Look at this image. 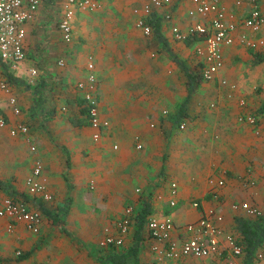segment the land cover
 Masks as SVG:
<instances>
[{"label":"crops","instance_id":"crops-1","mask_svg":"<svg viewBox=\"0 0 264 264\" xmlns=\"http://www.w3.org/2000/svg\"><path fill=\"white\" fill-rule=\"evenodd\" d=\"M145 1L98 0L95 10H75L69 42L58 28L64 0H40L33 20L26 22V59L18 68L8 69L16 80L30 84L27 88L10 83L19 115L0 92V115L7 122L0 128V179L11 184V194L0 189V199H20L40 212L45 207L59 220L42 211L40 229L33 233L22 222L9 230V219L0 217V264H101L100 253L108 248L102 249L98 242L107 233L117 234L116 224L127 207L133 208L131 226L118 250L136 245L138 264H159L152 251L154 240L148 236L150 215H167L182 225L215 206L223 216L224 246L225 235L237 233L234 218L253 217L234 210L232 204L247 202L264 211V112L259 111L264 104V47L253 51L236 37L232 45L222 47L224 64L216 78L203 80L189 94L177 60L197 69V43L175 40L171 28L185 30L197 20L187 15L192 2L177 0L155 10L164 47L153 29L146 35L136 25L133 8ZM220 2L238 20L255 4L264 11V0ZM168 14L170 19L165 18ZM241 32L264 36V30L252 34L244 27L236 36ZM58 60L64 65L59 66ZM90 60L92 70L87 67ZM32 68L35 75L30 74ZM90 72L97 79L100 117L109 121L96 141L89 124L79 127L71 122L80 117V103L83 108L76 83L85 81ZM0 76L7 80L1 66ZM220 79L228 84L222 85ZM240 98L256 115L262 135L239 121ZM182 106L186 115L176 124L172 117ZM18 122L30 127L28 138L9 134ZM32 145L34 152L29 149ZM37 160L52 194L49 201L29 194L25 187ZM209 178L222 179L223 185L212 188ZM171 183L176 184L175 195ZM144 202L150 211L137 231L135 216ZM63 207H67L64 213ZM261 251L252 262L243 252L239 264H264L263 251L258 257ZM133 260L129 255L128 264ZM222 260L211 255L164 259L161 264Z\"/></svg>","mask_w":264,"mask_h":264},{"label":"built area","instance_id":"built-area-1","mask_svg":"<svg viewBox=\"0 0 264 264\" xmlns=\"http://www.w3.org/2000/svg\"><path fill=\"white\" fill-rule=\"evenodd\" d=\"M177 0H146L141 7L133 8L138 14L136 25L144 34L152 32V26L146 21L155 10L172 5ZM192 7L188 9L190 18H197L194 23L188 25L185 30L178 26L171 28L175 40L185 41L189 38L200 37L196 40L195 55L197 57L198 70L205 81H213L224 64L222 47L230 46L238 37L239 42L246 48L257 51L264 47V36L251 37L248 32H236L240 27L247 28L250 33L258 34L264 30V11L255 4L247 16L238 20L234 13L227 12L220 0H191ZM40 0H0V59L6 62L11 69H16L26 59L24 42L26 37L25 24L33 20ZM98 0H64L62 16L58 22V28L65 42L72 37V21L75 10L92 11L99 8ZM170 19V15H166ZM58 65L63 66V60H58ZM89 70L93 68L90 60L87 65ZM37 70L30 69V74L35 75ZM97 79L90 72L85 81L76 83V88L81 93L83 107L86 110V118L89 126L93 129L92 138L98 140L102 132L109 127V121L100 117L98 100L95 95ZM222 85L228 84L225 79H220ZM0 92L8 96V103L13 113L19 115L21 109L12 94V85L0 76ZM242 109L239 113V121L252 127L255 135H262L258 126L257 117L246 107L244 98L238 100ZM65 110L64 107L61 108ZM7 125L6 119L0 115V128ZM183 127V126H182ZM11 136L24 135L28 138L29 128L26 124L18 122L9 128ZM264 138V135H263ZM138 149L141 144L136 145ZM116 148V146H114ZM36 151L35 146L30 147ZM43 165L37 160L31 173L25 178V187L29 194L39 196L44 201L52 199L46 179L43 176ZM252 183V182H251ZM208 184L212 188L223 185L222 179L209 178ZM139 191V190H137ZM170 192L176 194V184H170ZM174 205V200L170 201ZM193 204L197 205L194 201ZM234 210H241L249 216H258L261 211L247 202L232 204ZM133 208L127 207L124 217L117 222V234L107 233L98 242L102 248L120 247L123 238L131 226ZM0 217L9 219L8 229H12L15 222H22L25 227L37 233L40 229L42 217L37 209L30 208L26 201L3 197L0 199ZM223 216L215 206L205 209L195 220L177 225L170 216L150 215L147 219L148 236L154 240L152 251L156 254L159 264L164 259L179 260L184 257H208L217 255L223 258L220 264H239V257L243 254L242 246L236 241L233 234L225 235V245H222L220 237L223 235ZM226 251L227 255H223ZM264 252V248L262 249ZM258 253V257L263 254Z\"/></svg>","mask_w":264,"mask_h":264},{"label":"trees","instance_id":"trees-1","mask_svg":"<svg viewBox=\"0 0 264 264\" xmlns=\"http://www.w3.org/2000/svg\"><path fill=\"white\" fill-rule=\"evenodd\" d=\"M148 24H150L153 28V31L155 33V36L158 40V42L162 43L165 47V39L160 33L159 30V19L155 16L154 12L149 16V18L146 21ZM190 39V40H189ZM187 41L191 40H199L200 37H194L189 38ZM176 60V58L174 57ZM177 63L180 64L182 70L184 71V74L187 77V92L190 94L194 89L195 86L199 85L203 81L201 74L197 69L193 70L187 65L183 64V62L178 61ZM0 66L3 68V72L7 78V81L9 83H21L22 85H26L27 88H29L30 84H27L21 80H16L14 76L8 71V69H11L10 66L2 61L0 59ZM43 85V84H42ZM81 101V100H80ZM186 101V100H185ZM79 112L78 115L80 117H73L71 122L74 125L82 126L83 124H88L86 121H84L83 116L86 115L85 108L81 107V103L79 104ZM260 112H264V104L260 107ZM186 115L183 111V106L179 108L178 112H176L175 116L172 117V120L174 123L179 124L181 117ZM86 117V116H85ZM29 128V127H28ZM11 187V184L8 181H4L0 179V189L4 190L6 193L11 194V191H9V188ZM41 212H45L50 217H53V221H58V214H52L50 213L45 207H41ZM67 210V207H63L60 209L61 212H65ZM149 203L144 202L143 206L138 211L137 215L135 216V222L137 223L136 230L140 231L142 230V226L144 224V221L149 214ZM234 224H235V239L236 241L242 246L243 252H244V258L247 262H252L254 258L257 256V251L264 248V211L261 212L258 216H253L251 218L243 217V216H236L234 218ZM99 256V262L101 264H128V256H132L134 258L133 264H138L137 261V246L133 245L131 246L127 251L118 250L116 247H108L107 250H103V252L100 253Z\"/></svg>","mask_w":264,"mask_h":264},{"label":"rangeland","instance_id":"rangeland-1","mask_svg":"<svg viewBox=\"0 0 264 264\" xmlns=\"http://www.w3.org/2000/svg\"><path fill=\"white\" fill-rule=\"evenodd\" d=\"M58 1V0H57ZM58 3V2H57ZM59 8V5H57V9ZM49 27H51L52 28V26H49ZM44 41V40H43ZM44 44H43V47H44V45L46 44L45 43V41L43 42ZM29 129H30V127H29ZM30 149V148H29ZM100 241V240H99ZM255 259H257V258H255Z\"/></svg>","mask_w":264,"mask_h":264}]
</instances>
